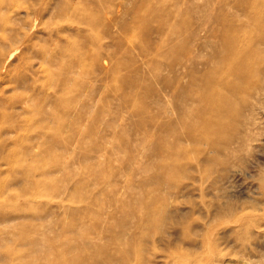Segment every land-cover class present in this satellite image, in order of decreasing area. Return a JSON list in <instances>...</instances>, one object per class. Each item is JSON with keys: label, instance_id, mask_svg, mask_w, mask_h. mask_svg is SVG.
<instances>
[{"label": "rangeland", "instance_id": "rangeland-1", "mask_svg": "<svg viewBox=\"0 0 264 264\" xmlns=\"http://www.w3.org/2000/svg\"><path fill=\"white\" fill-rule=\"evenodd\" d=\"M250 16L0 0V264H264V92L218 127L204 85Z\"/></svg>", "mask_w": 264, "mask_h": 264}, {"label": "bare ground", "instance_id": "bare-ground-1", "mask_svg": "<svg viewBox=\"0 0 264 264\" xmlns=\"http://www.w3.org/2000/svg\"><path fill=\"white\" fill-rule=\"evenodd\" d=\"M259 10H262V9L259 8ZM250 19H251V21L242 24V26L238 30L234 31V33H231L229 35L225 34L226 36L224 35L225 36L224 46L227 48L228 52L225 56L221 54L217 63L214 64L213 71H212L213 72V77H212L213 84L212 85L211 84L210 85L204 84L205 88L209 89L212 92L213 100H212V106L211 107H212V112L214 115L213 123H215V126H218V127L225 125V122H227V120L228 121L230 120L229 122H231V120H233V122H234L238 118H240V116L243 114L244 107H246L248 100L252 97L259 99V97L261 98L262 93L264 92V76H262L261 70L258 68L260 63H262V61H264V36L263 35L259 36L260 31H255V28L252 27V26H255V27L260 26L261 23L263 22V17L262 16H250ZM217 50H219V52H220V48ZM222 66H223V68L226 67V72H225L226 78H224V80H223V78L220 79L218 77L221 70H222L221 69ZM221 80H223V88L220 87V85H221L220 81ZM196 98H197V96H196ZM192 107H194V105ZM188 115H190V113L187 114V116ZM192 118L190 117V120ZM202 118H203V115L195 118L196 124H198V123L201 124V122L203 120ZM186 119L187 118H185L184 120H186ZM249 119H251V118H249ZM188 120H189V118H188ZM188 120H186V121L188 122ZM240 121L241 120H239L238 122H240ZM240 123L242 125V122H240ZM199 125H196V127H198ZM236 125H237V123H236ZM236 125L233 126L232 129L234 131L238 132L239 123L237 126ZM239 128H240V126H239ZM232 129H230V130H232ZM249 130H247L246 133ZM240 131H241V129H240ZM209 132H211V131H209ZM237 132L236 133L234 132L235 136L232 135V138L237 137L236 136ZM191 137H194V136L191 135ZM234 140H235V138H234ZM238 142H240V141H238ZM170 144H172V143H170ZM183 144H181V145L183 146ZM229 144H231V143H229ZM214 145H216V144L214 143ZM232 145H233V143H232ZM168 146H169V144H168ZM229 147L230 146H228V149H230ZM172 148H174V146ZM226 149H227V147H226ZM230 151H232V150H230ZM227 153H229V152H227ZM220 154H221V152L219 151V155ZM224 155H226V154L224 153ZM169 168H170V166H169ZM164 170H163V172H164ZM148 220H149V218H148Z\"/></svg>", "mask_w": 264, "mask_h": 264}]
</instances>
